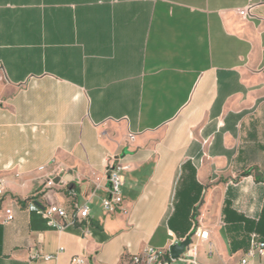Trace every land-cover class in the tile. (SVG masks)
<instances>
[{"label":"crops","instance_id":"1","mask_svg":"<svg viewBox=\"0 0 264 264\" xmlns=\"http://www.w3.org/2000/svg\"><path fill=\"white\" fill-rule=\"evenodd\" d=\"M0 180V264H126L194 227L198 264H238L264 240V0H0Z\"/></svg>","mask_w":264,"mask_h":264},{"label":"built area","instance_id":"2","mask_svg":"<svg viewBox=\"0 0 264 264\" xmlns=\"http://www.w3.org/2000/svg\"><path fill=\"white\" fill-rule=\"evenodd\" d=\"M253 6L248 5L243 8L237 9V14L242 18H252L253 17ZM133 136H129V140H132ZM106 168V178L109 185V196L104 198L101 202L103 211L106 214H111L116 211V209L122 203V185H123V172L126 167L123 166L118 158L108 159L105 162ZM42 169V168H41ZM53 185L51 180H48L47 186L51 187ZM3 182L0 180V197L3 196ZM75 216L74 219L68 217L67 212L57 206L49 205L47 207L37 209L36 214H38L44 221L47 227L62 229L60 223H56V218L59 220H68L73 223L74 220L82 221L88 218L89 210L86 205H75ZM12 220L11 210L5 211V218L3 223H7ZM85 235L88 236L89 232L86 230ZM207 231L201 230L199 227H194L193 232L187 236L190 238L189 244L184 248L182 254H180L177 259L171 258L169 254V247L165 249H154L151 247H145L141 253L131 254L126 264H171L174 261H180L184 264H198L197 262V246L193 241V238L198 240H206ZM168 236L171 240L175 242H182L185 239L176 241L175 236L172 232H168ZM32 258L41 259L43 261H48L52 259V256H36L33 255ZM70 264H83V259L80 256L72 257ZM238 264H264V240H261L256 233H250L248 236V249L245 255L239 260Z\"/></svg>","mask_w":264,"mask_h":264},{"label":"water","instance_id":"3","mask_svg":"<svg viewBox=\"0 0 264 264\" xmlns=\"http://www.w3.org/2000/svg\"><path fill=\"white\" fill-rule=\"evenodd\" d=\"M190 238H186L184 241L180 242L179 244H174L169 249V254L171 258L177 259V257L182 254L184 248L189 244Z\"/></svg>","mask_w":264,"mask_h":264},{"label":"rangeland","instance_id":"4","mask_svg":"<svg viewBox=\"0 0 264 264\" xmlns=\"http://www.w3.org/2000/svg\"><path fill=\"white\" fill-rule=\"evenodd\" d=\"M171 264H182V263H179L178 261H175V262H172Z\"/></svg>","mask_w":264,"mask_h":264}]
</instances>
